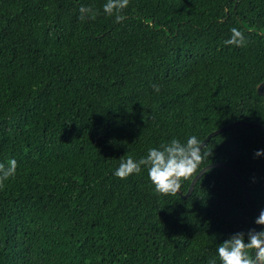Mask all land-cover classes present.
Here are the masks:
<instances>
[{"label":"trees","instance_id":"obj_1","mask_svg":"<svg viewBox=\"0 0 264 264\" xmlns=\"http://www.w3.org/2000/svg\"><path fill=\"white\" fill-rule=\"evenodd\" d=\"M105 3L0 0V163L18 165L0 187V264H220L218 244L264 230L231 171L206 170L185 199L156 193L146 167L114 171L173 138L264 124V0H130L120 23ZM233 27L246 47L224 44ZM202 147L201 168L229 166L264 209V129Z\"/></svg>","mask_w":264,"mask_h":264},{"label":"clouds","instance_id":"obj_2","mask_svg":"<svg viewBox=\"0 0 264 264\" xmlns=\"http://www.w3.org/2000/svg\"><path fill=\"white\" fill-rule=\"evenodd\" d=\"M130 0H106L103 11L108 16H114L117 23L125 19L124 10L129 6ZM80 19H95L97 10L81 6L79 9ZM231 36L224 41L225 45L246 47L247 39L244 32L237 27L230 29ZM155 92L160 91L159 85H153ZM201 141L195 136H189L184 142L173 138L169 143L159 148H150L147 156L134 160L128 156L122 160L114 175L119 179H127L130 175L139 174L142 167L148 170V178L154 187V191L160 195H177L181 191L183 182L191 180L201 173V165L208 155L203 150ZM256 157L264 155V150L254 153ZM17 161L10 159L7 165L0 163V187L4 181L14 177L17 170ZM256 225L264 226V209L255 219ZM217 254L220 264H264V230L250 229L247 233L238 232L222 243L218 244ZM216 264V260L210 261Z\"/></svg>","mask_w":264,"mask_h":264},{"label":"water","instance_id":"obj_3","mask_svg":"<svg viewBox=\"0 0 264 264\" xmlns=\"http://www.w3.org/2000/svg\"><path fill=\"white\" fill-rule=\"evenodd\" d=\"M256 92L258 95H261L263 96L264 98V80L262 82H260L257 86H256ZM247 126V127H254V128H258V129H264V124H259V123H252V122H247V121H235V122H232L230 124H227V125H224L218 129H215L213 131H211L210 133H208L202 140H201V143L204 145L212 136H215L219 133H221L222 131H225L233 126ZM202 145V146H203ZM213 167H223L229 171H231L234 176L237 178V180L239 181V184L242 188V191L244 193V196H245V200L247 202V205L248 207L250 208L251 211H253L257 216H259V211L252 205L251 201H250V198H249V195H248V192H247V189H246V186L243 182V180L239 177V175L233 171L229 166L223 164V163H219V162H216V163H210L208 165H205L204 167L201 168V173L197 174V176H194L188 186V189L185 193H182L181 191L178 192V195H180L181 198H187L192 190H193V187L196 183V181L199 179V177L208 169L210 168H213Z\"/></svg>","mask_w":264,"mask_h":264}]
</instances>
